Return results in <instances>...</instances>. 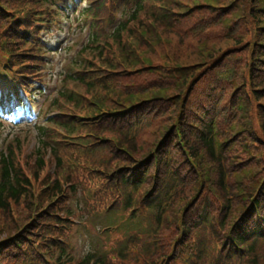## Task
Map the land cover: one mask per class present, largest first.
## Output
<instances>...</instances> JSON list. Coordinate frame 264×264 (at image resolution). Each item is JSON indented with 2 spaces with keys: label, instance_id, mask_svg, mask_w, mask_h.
<instances>
[{
  "label": "rangeland",
  "instance_id": "rangeland-1",
  "mask_svg": "<svg viewBox=\"0 0 264 264\" xmlns=\"http://www.w3.org/2000/svg\"><path fill=\"white\" fill-rule=\"evenodd\" d=\"M0 1L6 7L2 16L16 13L12 9L27 4V0H8L9 4H5L7 0ZM260 1L151 0L119 43L109 41L105 45L101 59L86 53L92 62L88 76L93 79V87L73 84L74 92L83 95L82 106L78 105L82 110L74 114L94 116L83 120L80 128L75 127L79 130L71 138L52 130L49 139L57 142L51 153L36 150L35 134L33 138L13 142L23 148L15 165L23 174L19 179H28L29 187L17 203L8 200L6 209L0 210V264H22L34 251L52 256V244L67 220L61 208L66 194L62 192L64 180L76 182V173L92 183L112 186L103 195L107 198L113 192L107 202L122 198L121 205L125 208L128 202L136 206L138 214H150L157 206L164 208L163 225L153 226L150 235L140 241L150 240L151 250L146 251L144 243L129 244L124 257L113 260L114 264H139L138 257L147 261L143 264H189L190 248L176 250L173 245L179 237L178 230L183 229L181 219L185 226L192 225V221L182 217L187 205L206 207L208 219L213 221L227 213L228 205L236 203L237 210L229 217L232 224L246 207H241L239 201L254 196L255 190L264 201V123L258 116V103L262 101L251 92L254 85L247 69L254 62L248 63L250 48H246L252 40L258 43L259 26L264 32V5L260 6ZM250 9L262 17L252 26L248 25ZM160 15L161 20L156 17ZM1 18L3 48L11 39L3 30L6 24ZM175 24L181 29L174 28ZM228 36L239 38L244 45L235 47V42L226 41ZM208 37V41L203 40ZM230 53L237 55L228 56ZM240 56V60L246 58V66L242 61L238 64ZM241 65L244 69L235 73ZM165 67H174L172 78ZM226 69H230L229 73ZM221 71L225 76L236 74V80H223ZM262 71L264 66L256 75ZM244 91L247 104L251 103L246 114L239 115L233 109L220 115L217 108L209 109V103L220 99L221 104L232 103ZM131 95L138 97L131 100ZM140 98L144 100L133 104ZM66 104V115L58 113L56 118L76 126L67 117L73 113V106ZM119 116L123 118L119 123L133 117L145 123L137 129L138 120L126 127L107 126L110 119ZM205 128L215 132L218 160L224 164L212 162L199 144L197 136ZM98 140L100 144H95ZM78 162L83 163L79 169ZM133 168L144 171L142 176L139 174L143 184L127 181L129 175H134ZM219 169L223 178L220 187ZM124 231L117 230L121 241L125 239ZM130 236L132 242L137 241L136 235ZM116 242L117 239L112 240L111 244ZM77 246L78 252H82L83 245ZM139 246H143L142 252ZM258 257L253 264H264V243Z\"/></svg>",
  "mask_w": 264,
  "mask_h": 264
},
{
  "label": "trees",
  "instance_id": "trees-1",
  "mask_svg": "<svg viewBox=\"0 0 264 264\" xmlns=\"http://www.w3.org/2000/svg\"><path fill=\"white\" fill-rule=\"evenodd\" d=\"M209 1H212V0H209ZM260 6L261 5H264V1H260ZM142 3H139L138 4V7L135 8L131 14V21L136 23L138 22V20L140 19V16L144 13V9H143V6L141 5ZM250 18H251V21L248 22L247 21H244L245 24H248L250 26H252L251 24H258L260 19L262 18L260 14H255L253 13V10L250 9ZM158 17L160 20H161V15L160 16H156ZM164 17V16H163ZM264 18V17H263ZM160 22V21H159ZM224 23V21H223ZM233 24V23H232ZM168 25L171 27V24L168 23ZM241 28H243V24L240 25ZM174 28H176L177 30H180L181 27L180 25L178 24H175L174 25ZM260 29H258L259 31L257 32L258 33V43L255 42V40H252L250 42V46H246V48H250L249 49V53H248V63L249 64H252L254 62V64L251 66L250 70H248L249 74L251 75L252 77V83H253V89L251 90L252 94L255 95V98L258 99V100H261L262 102L258 103L259 104V108H258V111H259V119H261L264 123V111H263V106H264V87H261L262 84L264 83H261L260 81H264V72L262 71V73H260L258 76L256 75V71L257 70H262V66H264V48H261L262 45H264V32L263 31H260L262 29L261 26H259ZM128 29H126V27H122V29L120 31H118L112 38L111 40L114 41V42H120V38H121V35L124 33V32H127ZM213 36V35H212ZM229 37L231 36H228L227 37V42H235V47H240V46H243L244 45V42L242 40H240L239 38H230ZM209 37L206 38V39H203V40H206L208 41ZM98 44V42H96ZM226 44V43H225ZM258 46H260V48H257ZM261 49V50H259ZM230 56H236L237 54H234V53H230L229 54ZM238 59H242V56L238 57ZM245 59L243 60H240V62L238 64H241V61H242V64L244 66L245 65ZM257 65H261L257 68ZM241 69H237L235 73H238L240 70H243L244 68L242 67V65L240 66ZM257 68V70H256ZM230 69H226V72L229 73ZM227 73V74H228ZM226 76L224 75V72L221 71V75L220 77L224 78L223 80L225 81H230V80H233L235 78L236 80V74L235 75H230V76ZM258 78V79H257ZM70 81H75V79L72 77ZM260 84V85H259ZM246 92L244 91L243 93H240V94H237V97H236V101L232 102L231 101H228L226 103H223L221 104V99L218 101V102H211L208 104L209 106V109L211 111H214L215 108H217V112L222 115V114H227L228 111L230 110H234L235 113H239V115H244L246 114V111L248 108H251V103L248 105L247 102H246V99H245V94ZM66 93L63 94V97H66ZM133 100L135 98H137L138 96H130ZM72 102H77V97L73 96L72 94L68 95V97ZM141 100H144L142 98L136 100L133 102V104L137 103V102H141ZM145 100H148L145 99ZM246 104L248 106H246ZM263 105V106H262ZM228 106V107H226ZM208 133H209V129H206L204 131V134L203 135H198L197 136V139H198V142L199 144L203 147L204 151L209 155L210 157V160L213 162L216 163V165H220V161L214 157V153H213V150H212V144H211V140L208 139ZM214 158V160H213ZM12 159V154H11V157L10 159H6L5 157H1V161H2V166H1V169L2 170V180H1V184H0V210H5L6 207H7V203L9 202H6V197H4L5 195H8L10 199H12L14 201V203H17L19 200L18 198L21 197L22 195L25 194V192L27 191L29 185H28V181L26 178H23V179H19L21 176H23L22 174V171L20 168H18L14 161L11 160ZM219 172H220V177H219V181L217 183V185L220 187L222 185V180H221V177H222V171L219 169ZM11 174H14L15 176V185L12 183V179H13V176H11ZM241 202V203H240ZM239 205L242 206H247L248 205V200H245V201H239ZM236 203L233 204V207H232V212H236ZM244 209V208H243ZM241 209V210H243ZM226 212L228 213L227 211V207L225 208ZM228 218L226 215L224 216V220L222 221L221 223V227L226 231V229H228V225L227 224V221H228ZM253 222H254V216L253 214L249 211L247 213V215L245 216V218L240 222L241 226H243L245 228V230L248 232V229L250 230V228L252 227L253 225ZM262 226L264 227V218L262 217ZM236 242H243L244 240V237L240 235V232H237V235H235V238ZM257 244L256 243H251L249 245V250H250V253H251V257L254 258V260L257 258V255H256V252H257ZM158 251V246L155 247V252L157 253ZM142 252V251H140ZM138 259H141L138 257ZM88 262V261H86Z\"/></svg>",
  "mask_w": 264,
  "mask_h": 264
}]
</instances>
